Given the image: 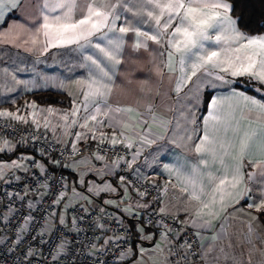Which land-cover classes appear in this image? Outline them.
<instances>
[{
	"label": "crops",
	"instance_id": "0c3cea01",
	"mask_svg": "<svg viewBox=\"0 0 264 264\" xmlns=\"http://www.w3.org/2000/svg\"><path fill=\"white\" fill-rule=\"evenodd\" d=\"M113 2L116 3V0ZM140 10L141 0H127L126 6L118 4L119 18L115 31L110 32L109 37L120 36L119 28L129 24L140 27L141 31H150L153 25L147 22L146 15H133ZM42 11L57 14L44 9V0H4L3 6H0V113H14L23 119L10 115L0 117L21 127L35 129L60 146H80L93 142L113 144L111 141L115 136L120 141L115 145L138 148L133 170L142 178L162 183L160 211L178 217L197 233L203 261L209 260L215 248L224 249L227 244H238L242 246L239 247L240 251L247 250L258 262L260 255L256 251L264 245V228H259L260 225L264 227V169L258 166V161L264 159V153L259 150V135L241 161L242 182L235 189L229 188L233 196L225 198L223 211L219 203L215 206L217 215L211 217V224L203 226L204 220L196 218L195 202L189 199L188 192L183 191L185 187L191 190L188 178L193 175L194 168L199 167L204 172L206 185L209 173L216 176L223 174L219 160L206 167L200 163V154L195 152V146L203 138L206 127L210 136L213 135L212 122L207 126L205 124L213 99L220 102L218 108L222 116L231 113L239 120V134L233 136L231 131L227 133L237 147L239 136L244 132H259L264 127V114L246 105L242 99L248 96L264 103L257 95L262 92L252 95L232 86L237 79L252 78L232 77L215 69L212 75L198 73L197 77L182 83L177 92V79L180 78L178 63L177 70L170 73L164 67L167 59L165 49L151 41L147 42L148 48L136 49L134 33L131 32L124 35L118 53L120 64L116 65L95 47L96 44L112 46L106 39L96 37L92 38L91 45L83 48L70 45L43 51L40 45L23 42L27 39L28 31L42 23ZM17 33L21 38L14 43L2 42L5 34L15 36ZM205 46H208L207 42ZM160 53L165 55L161 57ZM89 56L97 59L98 63L102 62L101 67L105 71L111 69V79H105V82L112 91L105 101L89 104L85 109L83 89L78 82L93 78L94 73L99 74L96 65L87 59ZM158 65L162 74H157ZM217 76H223L224 80L217 79ZM261 85L264 87V84ZM41 92L64 97L54 104H38L32 95ZM206 93H210L209 101L202 111ZM74 106L79 110L72 116L70 113ZM97 107L99 111H96ZM117 108H131L133 111L117 112ZM48 109L53 111L49 112ZM65 114H69L67 120L63 118ZM91 116L96 119H90ZM160 121H164V124L161 125ZM125 122L132 126L131 130L124 127ZM85 123L87 127H81ZM215 135L223 137L225 134L221 129ZM230 151L236 154L235 149ZM218 155H222V152L218 151ZM204 158L210 159L207 155ZM32 159L38 162L41 169L54 165L51 159L36 154L28 146L0 136V182H7L25 171ZM225 163L231 165L233 160L225 157ZM63 174L66 194L59 202L52 223L71 224L67 216L68 208L77 204L86 205L95 199L101 206L114 211L133 234V248L118 264H162L163 259L168 264L174 245L173 237L157 228H146L132 218L146 213L148 201L119 181L116 162L82 156L66 162ZM241 192L242 195L239 194ZM204 219L209 217L205 216ZM246 225L249 228H244ZM239 257V253L235 254L236 259ZM243 258L247 260L246 256ZM243 264L250 263L244 261Z\"/></svg>",
	"mask_w": 264,
	"mask_h": 264
},
{
	"label": "snow or ice",
	"instance_id": "6c2138e0",
	"mask_svg": "<svg viewBox=\"0 0 264 264\" xmlns=\"http://www.w3.org/2000/svg\"><path fill=\"white\" fill-rule=\"evenodd\" d=\"M3 4L4 0H0V6ZM118 4L126 6L127 0H116V3L113 0H44V9L48 13L57 14L50 15L42 11V23L34 30L28 31L27 39L23 42L33 46L40 45L43 51H47L49 48L70 45L83 48L92 44L93 37L106 39L112 47H101L100 44H96L95 47L108 61L116 65L120 64L118 53L124 42V35L131 32L134 33L136 49L148 48V41L165 49L167 59L164 67L170 73L177 70L178 63L180 78L177 79V92L180 91L182 83L197 77L198 73L212 75L215 69L232 77L247 76L264 84V35L249 36L241 32L237 28V20L229 15L233 6L226 0H141V10L134 12L133 15H146L147 22L153 25L152 29L141 31L140 27L129 24L127 27L119 28L120 36L111 38L108 34L115 31L116 20L119 18ZM20 38L19 33L15 36L5 34L2 42L14 43ZM160 55L163 57L165 53ZM87 59L96 65L99 74L94 73L93 78L78 82L83 89L85 109L89 104L96 105L105 101L106 96L112 91L111 86L105 82V79H111V69L105 71V68L101 67L102 62L98 63V60L91 56ZM156 71L157 74H162L159 65ZM217 79L224 80V77L217 76ZM242 99L246 105H251L253 109H258L264 114V103L248 96H243ZM219 103L213 99L209 104V115L205 117L206 126L212 122L213 135L210 136L206 127L203 138L195 146V152L200 154V163L206 167L214 165L219 160L223 174L216 176L209 173L206 185L204 172L199 167L194 168L193 175L188 178L191 190L189 187L183 189L188 192L189 199L195 202V216L199 220H204L203 226L211 224V217L217 215L215 206L218 203L221 205L220 210L223 211L225 198L233 196L229 188L235 189L242 182L241 161L248 155L258 135L261 137L259 150L264 153V127L259 132L257 130L244 132L239 136L237 147L227 133L231 131L233 136L239 134L240 122L231 113L222 116L218 108ZM78 110L79 108L74 106L70 115L75 116ZM96 111H99L98 107ZM116 111L131 113L133 110L117 108ZM0 115L23 119L14 113ZM68 115L65 114L63 118L67 120ZM90 119L95 120L96 117L91 116ZM155 119L153 116V120ZM72 123L75 124L76 121L73 120ZM160 123L163 125L164 121ZM81 127H87V123ZM124 127L128 130L132 128L126 122ZM221 129L225 135L223 137L215 135ZM121 135L124 133L121 132ZM111 142L116 144L120 141L114 136ZM230 149H235L236 154L233 155ZM218 151L222 152V155H218ZM205 155L210 159H205ZM225 157H231L233 163L226 164ZM258 166L264 169V159L258 161ZM205 216L209 219H204Z\"/></svg>",
	"mask_w": 264,
	"mask_h": 264
},
{
	"label": "built area",
	"instance_id": "2783aa9c",
	"mask_svg": "<svg viewBox=\"0 0 264 264\" xmlns=\"http://www.w3.org/2000/svg\"><path fill=\"white\" fill-rule=\"evenodd\" d=\"M0 136L54 163L41 169L32 159L25 171L0 182V264H118L132 250L131 230L95 199L68 208L71 224L52 223L66 194L63 165L82 156L116 162L119 181L148 201L146 213L132 218L173 237L169 264L202 263L197 233L178 217L160 211L162 183L142 178L133 170L138 148L105 142L60 146L45 134L4 117H0Z\"/></svg>",
	"mask_w": 264,
	"mask_h": 264
},
{
	"label": "trees",
	"instance_id": "16d2710c",
	"mask_svg": "<svg viewBox=\"0 0 264 264\" xmlns=\"http://www.w3.org/2000/svg\"><path fill=\"white\" fill-rule=\"evenodd\" d=\"M226 2L233 6L230 14L237 20V26L242 32L249 36L264 33V0H226ZM247 84L249 85L247 86ZM232 86L252 95L257 94L256 92H262L257 95L264 101V87L252 79H237ZM209 94L204 95L202 111L207 107ZM62 97L64 96L52 92H41L32 95V98L38 104H54Z\"/></svg>",
	"mask_w": 264,
	"mask_h": 264
},
{
	"label": "rangeland",
	"instance_id": "374dc122",
	"mask_svg": "<svg viewBox=\"0 0 264 264\" xmlns=\"http://www.w3.org/2000/svg\"><path fill=\"white\" fill-rule=\"evenodd\" d=\"M248 85L249 84H247V86ZM262 211L264 210L262 209ZM244 228H249V227L246 225ZM259 228H264V227L260 225ZM239 247L241 248L242 246H239L238 244L236 245L227 244L224 246V249L215 248L211 252L210 254L211 257L209 258V260L208 261L204 260L200 264H240V262L241 264H243L244 261L250 264H254L255 262H257L256 259L251 257V254L247 252V250L240 251ZM261 248L262 249L256 251L260 255V259L257 262L258 264H264V245ZM253 249L256 250L255 247H253ZM238 253L240 254V257L239 259H236L235 254H238ZM244 256H246L247 260L243 258ZM164 261L165 259L162 260V264H166V262Z\"/></svg>",
	"mask_w": 264,
	"mask_h": 264
}]
</instances>
